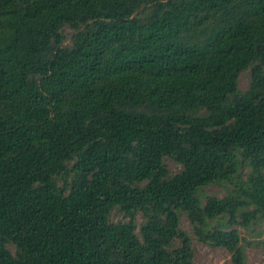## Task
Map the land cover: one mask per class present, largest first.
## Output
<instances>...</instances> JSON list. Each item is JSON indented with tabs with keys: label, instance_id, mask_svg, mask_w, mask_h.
<instances>
[{
	"label": "trees",
	"instance_id": "obj_1",
	"mask_svg": "<svg viewBox=\"0 0 264 264\" xmlns=\"http://www.w3.org/2000/svg\"><path fill=\"white\" fill-rule=\"evenodd\" d=\"M180 213L245 264L264 0H0V264H192Z\"/></svg>",
	"mask_w": 264,
	"mask_h": 264
},
{
	"label": "rangeland",
	"instance_id": "obj_2",
	"mask_svg": "<svg viewBox=\"0 0 264 264\" xmlns=\"http://www.w3.org/2000/svg\"><path fill=\"white\" fill-rule=\"evenodd\" d=\"M63 30L65 34H69V29L64 28ZM65 43H67V40ZM248 75L249 71L245 70L238 76L237 86L240 90L246 88ZM164 163L171 173L177 172L180 169V165L170 159H165ZM202 193L203 195L220 197L223 195L224 189L218 185H209L203 187ZM204 199L202 197V202H204ZM109 220L115 222L123 220V217L119 212L113 210ZM138 222L139 216L137 215ZM179 227L190 236V243L193 248L192 264H231L229 261V253L225 249L202 244L194 237L191 233V226L183 213L179 215ZM235 228L240 237L239 246L244 253L245 264H264V219L256 217L246 227L236 225Z\"/></svg>",
	"mask_w": 264,
	"mask_h": 264
}]
</instances>
